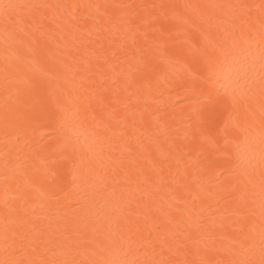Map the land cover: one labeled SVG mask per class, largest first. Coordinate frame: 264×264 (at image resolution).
I'll return each mask as SVG.
<instances>
[{
	"label": "bare ground",
	"instance_id": "6f19581e",
	"mask_svg": "<svg viewBox=\"0 0 264 264\" xmlns=\"http://www.w3.org/2000/svg\"><path fill=\"white\" fill-rule=\"evenodd\" d=\"M6 3L41 7L21 10V43L0 18V260L146 264L165 240L188 264H264V0ZM186 4L224 7L201 8L197 32L175 18L195 19ZM209 46L250 105L205 99L223 95L198 78ZM153 196L163 211H144Z\"/></svg>",
	"mask_w": 264,
	"mask_h": 264
},
{
	"label": "snow or ice",
	"instance_id": "6c2138e0",
	"mask_svg": "<svg viewBox=\"0 0 264 264\" xmlns=\"http://www.w3.org/2000/svg\"><path fill=\"white\" fill-rule=\"evenodd\" d=\"M41 7L40 5H27V4H20V3H6V4H0V18L3 20V29L4 34L6 37L5 43L8 44L10 41H15L16 43H21L22 41L19 39V37H22L25 35L24 32V18L20 15L21 10L28 9V8H38ZM173 8H179L181 6L179 5H173L171 6ZM186 11L189 9L195 10L196 17L195 19L188 18L184 15H181L180 13L175 14V18L180 21V23L189 30L193 31H199L203 22H204V15H202L199 10L203 7H224L220 5H208V6H202V5H191L186 4L182 6ZM227 7H236V8H242L245 7L243 5H236V6H227ZM262 13H264V6H262ZM261 37L264 38V31L261 32ZM211 47L210 51H205L203 56V64L205 68V74L199 76L198 78L202 79L205 84H212L213 86L218 85L219 89L223 90V95H220L217 93L215 96V99H213L211 92L207 93L205 95V99H207L210 103L219 105L221 107L227 106L229 108L233 109H239L240 107L244 105H250L251 104V98L244 92L239 91L236 88L235 81H227L222 82L220 80L219 75L214 70V57L218 55L217 49L214 46ZM30 54L32 57L35 58V61L33 62V68L36 67V62L43 61L45 58V53L41 50L40 44L37 41L35 46L31 48ZM65 70L63 66L59 63L51 64L47 67V70L45 72V75L49 76L52 79H55L57 82L61 79V73ZM88 81L85 79L82 80L80 89L88 94L89 96L93 95V92L91 89H89L86 84ZM261 121L262 124H264V102L261 103ZM250 164V161L247 160V158L244 159H237L235 168L238 170L237 175H247V168ZM163 167V165H161ZM163 183L164 179L163 177L160 178L159 185H153L154 188H156L157 192L163 190ZM147 191V190H145ZM262 193H264V177H262ZM153 200L152 205H144V211L145 212H151L153 208H155L157 211H163V205L156 203V197H151ZM166 214V213H165ZM261 217L264 218V202L261 203ZM118 227V225H117ZM261 244H262V252H264V228H262L261 232ZM17 247L20 248V251L23 252V246L17 245ZM176 248L179 247V245H175ZM160 250H161V259L159 260H151L147 261L146 264H188L187 261H178L173 260L170 258H164L163 253L167 251L169 254H173L175 249L172 243H169L165 240H161L160 242ZM5 256H8V250L5 249ZM0 264H34L33 261L28 259H17L15 256H12L11 258H6L3 260H0ZM41 264H70L68 261H42ZM88 264H120V262L114 261V260H105V261H90ZM201 264H205L204 261H201ZM220 264V262H218Z\"/></svg>",
	"mask_w": 264,
	"mask_h": 264
}]
</instances>
